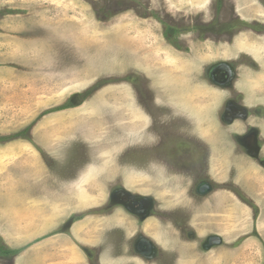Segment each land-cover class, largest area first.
Returning <instances> with one entry per match:
<instances>
[{"label":"rangeland","instance_id":"rangeland-1","mask_svg":"<svg viewBox=\"0 0 264 264\" xmlns=\"http://www.w3.org/2000/svg\"><path fill=\"white\" fill-rule=\"evenodd\" d=\"M215 2L0 0V138L18 135L0 142V221H5V215L12 216L16 212L25 218L34 217L33 236L28 240L36 241L27 246L32 256L34 250H42L41 246L56 249L64 241L72 244L69 239H74L77 232L82 239L81 243L76 242L77 251L79 246L83 250L87 246L91 257L97 254L99 264H264V179L259 184L247 177L264 173L255 163L247 160L250 162L247 168L252 170L254 167L255 171L246 168L245 172L250 173L246 176L231 177L229 172L226 178L224 172L216 173L215 178L210 176L217 184L215 192L203 200L195 198L192 203L185 201L186 195L175 189L181 185L177 177L163 164L159 167L154 158L141 160V164L149 163L150 174L154 173L145 178L136 174L137 159L131 158L133 162L129 163L127 158L116 155L102 160L88 158L95 152V146L87 149V146L73 145L68 148L71 158H47L45 135L41 134L44 120L53 122L50 117L65 110L55 111L56 108L66 105L76 93H88L94 86L98 104L105 105L108 101L109 111L110 104L114 112L121 106L126 107L125 112L136 105L129 100V89L133 85L140 91L138 98L144 100L147 94L151 100L152 96L153 105L164 109L174 122L179 123L183 116L197 118L198 113L201 116L198 107L201 108L202 92H205L201 81L202 59L212 42L227 39L212 33L221 31L222 26L217 21L230 18L233 10L248 24L252 19L264 18V0H217L218 15L212 22ZM204 39H207L206 43ZM216 91L210 88L211 101L218 107L220 101L216 104L219 95ZM87 98L81 103L80 98L72 102L80 106ZM84 110L90 111L89 107L84 108L83 113ZM93 113L95 111L91 110L86 118H95ZM166 122L171 123L170 119ZM225 140L220 146L222 153L214 154L212 158L221 156L226 158L227 164L235 156L247 159L229 132H226ZM81 149L88 155L80 153ZM121 149V146L115 147L113 154ZM212 153L213 150L211 156ZM89 163H96L99 175L102 170L105 178L87 176L81 179V184L75 185L76 188L85 191L82 186L87 185L86 179L88 183L100 181L105 188L99 191L97 200L86 191L83 196L92 203L80 209L60 211V219L55 220V211H51V219L48 218L47 205L44 207L37 202L42 197L41 190L35 191L34 210H30L25 195L19 193L25 188V177L34 176L36 186L41 184L40 178L48 175V170H54L68 180L72 177L71 172L78 176ZM128 170L131 171L129 176L144 181L146 194L155 196L157 217H173L172 221L181 228L177 230L166 219L151 218L153 222L161 219V225L155 226L156 235L151 236L160 244L162 254L155 263L126 258L125 249H122L123 257L111 260L112 252L107 243L112 237L114 245L117 237L134 236L139 229L147 232L146 228L152 224L145 221L137 225L127 220L120 210H109L106 187L111 182L123 181L122 172ZM187 183L190 184V180ZM30 189L34 191L35 187ZM185 204L191 205L186 208ZM256 206L263 210L261 218H258L260 212ZM122 218L127 220L124 230L115 227ZM22 227L19 225L18 228L21 232ZM9 229L6 222L0 224V244L9 239ZM61 231L66 232L65 236L59 235ZM189 232L191 237H188ZM207 237L219 240L208 242ZM25 244L23 241L17 246ZM7 261L0 260V264H8Z\"/></svg>","mask_w":264,"mask_h":264},{"label":"crops","instance_id":"crops-1","mask_svg":"<svg viewBox=\"0 0 264 264\" xmlns=\"http://www.w3.org/2000/svg\"><path fill=\"white\" fill-rule=\"evenodd\" d=\"M221 42L223 45L220 48H217L216 50L210 49L207 51L208 54H204L202 59L203 66L212 56L227 58L231 55L237 54L236 46L233 49L232 47H229L225 44L228 42V39H225ZM229 42L239 46L240 54L249 53L256 57L258 52L264 49V46L261 45L262 41L258 38H255L249 32H241L240 35H235V37L231 41L229 40ZM262 69L263 70L261 74L252 75V79L250 80L251 85H249L247 80L248 76L250 75V71L245 66L240 68V72L243 74L244 79L243 82H241V84L236 87V89L245 93V102L249 105H257L264 102V62L262 63ZM201 81L203 82V88L205 91L204 93L202 92L203 97L201 101V108L198 107V109H201V116H199V113L196 116L197 118L194 116H191L192 118L183 116L179 123L174 122L164 109L153 105L154 99L152 96L151 100L146 97L147 94L144 100L143 98H138V92L140 91H138V88L133 87V85L131 87L132 89H129L130 92L128 91L130 96L128 97L129 100H132L133 104L136 105H134L133 108H130L131 106L128 107V110L125 112L124 110L126 107L124 108L123 106H121L119 110L117 108L114 112L112 110V104H110L111 111H109L108 101L105 102L106 106L103 104H98L96 99L98 92L95 91L82 105L71 107L55 113V116L50 117L49 119L53 122H48L47 119L44 120V132L41 134L45 135L44 146H47V153L45 152V155L47 158H71L68 151L69 146H87V149L90 146H95V152L91 154V156L85 153L83 149H81L82 151L80 153L85 154L86 156L88 155V158H100V160L114 158L115 155L117 158H127L129 163L133 162L130 161L131 158H133V160L137 159L138 163L136 164V169L138 171L136 174H141L144 176V178L145 176L152 177L154 173L152 171V174H150L149 163L141 164V160L142 158H154L156 163L158 161L159 167L161 164H163L164 168L170 170L171 173L177 177V180L181 185L175 189L180 190L186 195L185 201H191L192 203H194L195 198L203 200L215 192V186L217 184L210 179V176L215 178L217 176L215 175L216 173L218 174L220 172H224L223 176L225 178L227 176V172H229V176L231 177H236L239 175L243 176V174L246 176L247 174H250L249 172H245L247 169H250L248 164L250 162L255 163L256 168L264 171V141L262 148L260 146L254 148V153L245 152L241 147H239L234 136L238 134V137L244 138L245 135H242L244 132L242 126L234 125L229 128L221 127L218 121V107H216V105L214 106V102L211 101L210 87L205 85L203 76ZM216 92L219 93V91ZM222 98L223 96L219 93L216 104L221 101ZM191 106H193V104ZM87 107H89L90 111L84 110L85 113H83V109ZM91 110L95 111V113H93L95 118L89 120L86 117L88 116V113L91 112ZM119 112H121V115H119ZM114 113H116L115 117H113ZM167 119H170L171 123H167ZM251 123L259 127L264 139V121L261 119H251ZM100 125L101 127L98 128ZM211 129H215V132L212 133ZM226 132H229L233 142L241 149L242 154H244L247 158L246 160L241 156H235L233 157L234 159L231 158L230 161L228 160L227 164L226 158L223 159L221 156H218V158H212L214 154H219L221 152L220 146H223L224 141H226ZM120 146L122 147L121 151L113 154L115 147ZM163 147L164 150H162ZM194 149L197 151V157L194 156ZM212 150L213 153L211 156L210 151ZM186 152L191 154L192 158H185L184 156ZM123 161H121V163L123 165L126 164ZM96 163L86 164V168L83 169L81 173H78V176H75L77 174L73 175L71 172L72 177H70L68 180L62 177L61 173L59 174L54 170H48V175L46 177L43 176L40 178L39 181H41V184L36 186L33 181L34 176L25 177V188L19 193L25 195L26 199L28 200L26 203L29 204L30 210H34V205L36 202L34 197L35 191L41 190L42 197H40L39 201L37 202L39 205L44 204V207L45 204L47 205L45 209L49 211L48 218L51 219L50 212L55 211V220L60 219L62 217L60 211L76 210L83 207V205L92 203L89 202V200H86L83 196L86 194V191L94 196L97 200L99 191L105 188L103 187V184L100 183V181L90 180L91 182L88 183L87 179L84 181V183L87 185L85 187L82 186L85 191H79L75 186L78 183L81 184V179L84 180L87 176H95L97 178H103L106 176L102 170L100 171L101 173L99 175L97 170L98 165ZM247 166L249 167L247 168ZM251 171H255L254 167ZM257 171L258 170H256V172ZM130 172V170H128L127 173L122 172V176L124 177L123 181L120 180L111 182L106 187L107 194H109V191L113 188V186L117 185L133 193L146 195V198H151V194L145 193L147 188L144 186V181L142 183L137 180V178L129 176ZM247 177H252V179H255L256 182L260 184L261 180L264 179V173H261L260 176L255 174L254 176ZM188 180H190V184L187 183ZM240 184L242 185V182H240ZM31 186L35 187L34 191L30 189ZM204 186H207L209 190H202ZM14 190L15 188L13 191ZM67 190L72 191L67 192ZM15 192L17 191H14V193ZM46 200L48 203L45 202ZM11 205L13 206L14 204L11 203ZM92 205H94V203ZM190 205L191 204H185V207L188 208ZM44 207L43 211H45ZM256 207L258 208V206ZM258 209L260 212L258 218H261L263 216V210L260 207ZM121 212L126 216L127 220H132L137 225H141L137 222L136 218L128 215L124 211ZM25 217L26 216L20 212H16V214H12V216L5 215V221H0V224H5L6 222V224L10 227L9 234L11 235L9 236V239L7 238V240L3 238L4 245L11 250H20L16 256H12L11 258L7 257L10 258V260L2 256H0V260H8V264H99L97 262V254L95 253V255H93L94 257H91L92 254L87 246H84V250L79 246V251H77L76 248L79 244V241L80 243L82 241L77 232L74 234V239H69L72 244L64 241L62 245L56 249H46L41 246L40 248L42 250H34L32 256L31 251L27 246L30 242L34 241L32 238L31 240H28L33 236L31 233L34 229V217ZM45 217L46 216H44V218ZM126 218H122L121 221L123 220V222L120 221L119 225H116L115 227L124 230V227H126L125 224L127 223ZM150 219L146 220V224L152 223L146 228V231L149 234L139 229L136 234H134V236L127 237L122 235L121 238L117 237V242L115 243L116 245H112L111 243V240H114L113 237L110 240L108 239L110 242L107 244L112 252V261L123 257V250L125 249L127 250L126 258L133 257L139 261L142 260L144 263H155L156 256L153 255L151 258H147L135 250L136 240L140 238L141 235L147 237L152 242L154 250L156 248L160 249V244L156 243L154 238L151 236L156 235L158 230L155 228V226H160L161 224L159 222L161 221L155 220L153 222L152 219ZM172 219H169L171 222H173L171 223V226H173L175 223L172 221ZM7 220H9L8 223ZM187 222L185 223L186 227L188 226ZM153 223L155 224L153 225ZM19 225L23 226L22 229L24 230L22 232L18 229ZM174 225L179 228L177 223ZM71 228L72 226L70 227L69 231ZM112 231L114 232L115 230ZM65 234V231L59 232V235L65 236ZM188 234L190 235L192 233L189 232ZM136 235H138V237L133 243H131V240L133 241ZM0 237L2 236L0 235ZM89 240L91 241L90 238ZM23 241H25L27 244L24 246H17V244ZM35 241L33 243H35ZM92 249H94V246Z\"/></svg>","mask_w":264,"mask_h":264},{"label":"flooded vegetation","instance_id":"flooded-vegetation-1","mask_svg":"<svg viewBox=\"0 0 264 264\" xmlns=\"http://www.w3.org/2000/svg\"><path fill=\"white\" fill-rule=\"evenodd\" d=\"M216 3L217 0L214 3L215 6ZM215 6V14L212 16V22L215 21L216 16L218 15L217 6ZM221 6L224 7L223 2ZM231 15L232 16L228 19L217 21V23L220 24V27L222 26V28H220L221 31L219 33H212L216 37H226L228 42L225 44L233 49L236 46L237 54L231 55L227 58L214 57L211 55L214 58L210 57V59L206 61L202 69V76L207 87L215 88L222 96H224L218 106V121L221 127L229 128L234 125H241L244 130L242 135L245 136L244 138H241L237 136L238 134H236V136H234L236 142H238L237 144L239 147H241L245 152L254 153V148L257 146H260L261 148L263 147L264 139L261 130L257 125L251 123V119H261L264 121V102L257 105L247 104L245 102V93L241 90H237L236 87L241 84L244 79L243 74L240 72V68L242 66H245L250 71V75L247 80L249 85H251L250 80L252 79L253 74H261L263 70L262 63L264 62V49L260 50L256 57L249 53L240 54L239 46L229 42V40L231 41L235 35H240L241 32H249L255 38L261 40V45L264 46V18L262 20L252 19L251 23L248 24V21L236 14L234 10L231 12ZM169 39L170 37L168 36L167 40ZM204 40V43H206L207 39ZM172 45L175 46L173 43ZM222 45L221 40L215 41L212 42L211 46L206 50H216ZM78 95L80 94L73 95L69 101L73 103L72 100L78 98ZM162 150H164V147ZM184 157L192 158V155L186 152ZM107 205H109L108 207H111L109 210L120 209L121 211L126 212L128 215L136 218L137 222L140 224H143L150 218L166 219L169 221V224L171 222L167 217H157V201L154 197L146 198V195L133 193L121 186L116 185L110 189L107 198ZM174 224L173 226H175ZM175 228L177 230L179 229L176 226ZM179 230H181V228ZM137 237L138 235L134 237L133 241L131 240V243H133ZM149 246L153 253L150 252ZM153 249L154 247L152 242L147 237L141 235V237L136 240L135 250L137 252L147 258H151L154 255L156 256V260H160L162 257L161 250L159 248H156L155 250Z\"/></svg>","mask_w":264,"mask_h":264},{"label":"trees","instance_id":"trees-1","mask_svg":"<svg viewBox=\"0 0 264 264\" xmlns=\"http://www.w3.org/2000/svg\"><path fill=\"white\" fill-rule=\"evenodd\" d=\"M95 89H96V86L93 87L88 93H84V94L78 95V98H80V103H81V101L83 99H86L87 95L92 93ZM75 106L76 105H74L73 103L68 101L66 103V105H64L61 108H56L55 111H59V110H62V109H67V108H71V107H75ZM17 137H18V135H12V136H8V137H5V138L2 137V138H0V142L8 141V140H11V139H14V138H17ZM19 252H20V250H11V249L7 248L3 243L0 244V256H2V257H10L11 258L12 256H16Z\"/></svg>","mask_w":264,"mask_h":264},{"label":"water","instance_id":"water-1","mask_svg":"<svg viewBox=\"0 0 264 264\" xmlns=\"http://www.w3.org/2000/svg\"><path fill=\"white\" fill-rule=\"evenodd\" d=\"M202 190H204V191H206V190H209V188L207 187V186H204L203 188H202ZM190 236H191V234H190ZM209 238V241L208 242H210V239H213V240H215L216 242H217V240H219V238L217 239V238H213V237H208ZM207 238V239H208ZM221 241H222V239H221ZM149 248H150V246H149ZM154 250V249H153ZM150 252L151 253H153V251H152V249L150 248Z\"/></svg>","mask_w":264,"mask_h":264},{"label":"bare ground","instance_id":"bare-ground-1","mask_svg":"<svg viewBox=\"0 0 264 264\" xmlns=\"http://www.w3.org/2000/svg\"><path fill=\"white\" fill-rule=\"evenodd\" d=\"M139 119V118H138Z\"/></svg>","mask_w":264,"mask_h":264}]
</instances>
